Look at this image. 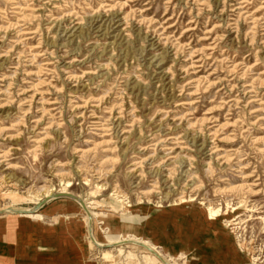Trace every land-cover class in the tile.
<instances>
[{
    "label": "rangeland",
    "instance_id": "374dc122",
    "mask_svg": "<svg viewBox=\"0 0 264 264\" xmlns=\"http://www.w3.org/2000/svg\"><path fill=\"white\" fill-rule=\"evenodd\" d=\"M0 218V264H264V0H0Z\"/></svg>",
    "mask_w": 264,
    "mask_h": 264
},
{
    "label": "crops",
    "instance_id": "0c3cea01",
    "mask_svg": "<svg viewBox=\"0 0 264 264\" xmlns=\"http://www.w3.org/2000/svg\"><path fill=\"white\" fill-rule=\"evenodd\" d=\"M25 216H27V217H31V218H33L34 220H36V219H38L39 218V216H37V215H25ZM1 219V218H0ZM8 225H9V227L11 226L12 227V224H11V220L9 219V222H8ZM10 227V228H11ZM12 229V228H11ZM122 240H124V239H122ZM121 240V241H122ZM129 242H132V241H134L133 239H127ZM114 242H117V241H110L109 242V244L111 243V244H113ZM140 243H141V245H143L142 243H144V242H142V241H140ZM115 244V243H114ZM144 244H146V243H144ZM146 245H148V244H146ZM148 246H150V245H148ZM150 247H152V246H150ZM145 248V247H144ZM160 255V254H159ZM161 257H162V259H160V258H153L154 260H152L151 261V263H149V264H166L164 261H163V259H165L162 255H160ZM166 261H168L167 259H165ZM169 263H170V261H168ZM171 264V263H170Z\"/></svg>",
    "mask_w": 264,
    "mask_h": 264
},
{
    "label": "bare ground",
    "instance_id": "6f19581e",
    "mask_svg": "<svg viewBox=\"0 0 264 264\" xmlns=\"http://www.w3.org/2000/svg\"><path fill=\"white\" fill-rule=\"evenodd\" d=\"M230 138V137H229ZM102 144V143H101ZM56 196V195H55ZM73 198V197H72ZM37 208V207H36ZM25 210V209H24ZM33 210H36L35 208L33 209ZM28 211V210H27ZM214 213H216V212H214ZM214 213H212V214H214ZM37 216H39V215H37ZM40 217V216H39ZM124 241H128L127 239H124V240H122V241H117V242H114L115 244L116 243H118V242H124ZM113 243V244H114ZM111 244V243H110ZM143 244V246L145 245V249H149L151 252L153 251V255H151L150 256V258H160V259H162V257L159 255V253L158 252H156L155 250H154V248L153 247H150V246H148V245H146V244H144V243H142ZM163 261L166 263V264H170L168 261H166L165 259H163Z\"/></svg>",
    "mask_w": 264,
    "mask_h": 264
}]
</instances>
